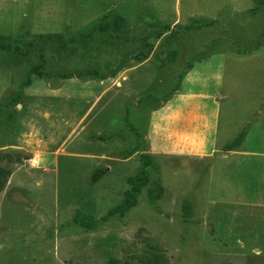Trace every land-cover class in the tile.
<instances>
[{
  "label": "rangeland",
  "instance_id": "374dc122",
  "mask_svg": "<svg viewBox=\"0 0 264 264\" xmlns=\"http://www.w3.org/2000/svg\"><path fill=\"white\" fill-rule=\"evenodd\" d=\"M258 3L0 0V35L11 37L5 42L14 44L24 34L22 47L23 41L36 43L26 56L15 57L17 63L10 52H0V156L12 168L0 191V264H135L153 253L162 264H264V157L152 154L142 138L152 124L149 109L194 63L192 77H208L206 91L216 87L211 78L216 73L227 91L219 117L222 136L235 130L232 139L246 128L238 124L248 103L258 102L260 117L264 114V4L258 8ZM106 11L124 17L118 38H97L86 47L77 38L69 40L97 25ZM202 19L212 23L198 25ZM164 25L170 30L156 38ZM41 33L52 36L40 38ZM39 47L49 77L30 74L41 61ZM147 52L151 62L140 70L147 74V86L139 116L119 97L99 113L102 102L90 109L82 126L78 120L87 102L76 83L86 89L84 78L68 81V92L47 86L62 79L58 73L120 72ZM27 76L31 83L25 86ZM192 88L203 90L200 82ZM34 130L37 137L28 134ZM93 134L113 136L100 140ZM25 142L31 143L27 150L20 147ZM252 144L264 148L259 141L246 143ZM134 147L143 151L123 158ZM141 153L153 155V162L137 204L104 220L124 199L127 178L142 165ZM98 168L104 173L92 182ZM149 189L158 196L150 197ZM76 211L96 226H81Z\"/></svg>",
  "mask_w": 264,
  "mask_h": 264
},
{
  "label": "crops",
  "instance_id": "0c3cea01",
  "mask_svg": "<svg viewBox=\"0 0 264 264\" xmlns=\"http://www.w3.org/2000/svg\"><path fill=\"white\" fill-rule=\"evenodd\" d=\"M174 22H172V24ZM150 59L151 57L147 56L144 59L141 58L140 60H136V63L125 67L120 72L112 71L111 73L103 74L104 78H84L81 84V86L86 87L84 90L78 88L80 83H76L77 90L82 91L87 102V109L78 120V124L83 123L82 120L90 109H95L102 102L97 110V113H99L119 97L123 98V107L133 105L135 114L139 116L142 108L141 93L147 86V74L140 70L144 68L148 62H151ZM194 64L179 78L177 82L178 85L168 94L166 97L167 100L166 98L164 100L161 99L157 106L149 109V116L151 117L150 121L152 124L149 130H146L142 134V138L149 144L148 152L178 157L188 156L198 160L215 157L221 158L222 160L231 157H238L240 159L247 156L264 157V148L257 149L254 148L253 144L249 146L246 145V143L251 140L264 143V119L260 129L258 124L260 118L262 116L264 117V114L260 117L259 114H262V111L259 109L258 102L248 103L240 114L238 125H247L242 142L233 150H225V144L231 140L232 133L235 131L232 130L230 134H225L224 136L219 132L221 103L228 98L227 91L224 92L221 90L222 88H220L219 73L211 77L217 79L216 87L210 91H206L205 88L207 86L208 77L200 79L192 77L195 72L194 68L197 66H194ZM76 78L80 77L73 76L62 78L54 84L49 82L47 86L50 91L64 88V91L68 92V89H66L67 87L64 86L68 81L78 82ZM197 82L202 84L203 90L202 88L198 91L193 90L192 87ZM105 96H108V98L104 100ZM20 105L22 108V104ZM236 105L239 107L237 102ZM232 106L231 103V107ZM254 111L256 112L255 118L254 120L249 119L248 123V118H250ZM125 113L129 115L128 108H125ZM49 115L48 113L46 116L48 117ZM130 125L131 124H128V126ZM131 127L130 130H137L135 126L131 125ZM28 134L37 137L36 131L33 133L29 132ZM37 141V145L48 149L47 144L42 143L41 139H37L36 142ZM24 144V146L20 147L26 149L30 147L31 143L25 142ZM134 148L139 149L137 147ZM142 151L143 150H136L134 154ZM132 156L134 155L131 154L128 158ZM257 250L259 249H255V251Z\"/></svg>",
  "mask_w": 264,
  "mask_h": 264
},
{
  "label": "trees",
  "instance_id": "16d2710c",
  "mask_svg": "<svg viewBox=\"0 0 264 264\" xmlns=\"http://www.w3.org/2000/svg\"><path fill=\"white\" fill-rule=\"evenodd\" d=\"M259 1V6H262L264 4V0H257ZM257 9V7H256ZM255 10V9H254ZM124 22L123 16H121L118 13H114L111 11H108L105 13L102 18L100 19L99 23L92 27L91 29L85 31V32H80L77 34V37L75 36H70L69 40L74 41L78 40V42L81 43L82 46L86 47L90 45V41L95 40L97 38H104V37H110L111 39H116L119 36V33L121 31V26ZM198 25H208L211 24L212 21L209 20H197ZM164 28H162L161 31L155 34L156 38H160L162 34L168 30H170V26L164 25ZM190 27H186L188 29ZM52 35L50 34H39L38 37L40 38H50ZM59 37V35H55ZM24 37V34L19 35V38L16 39L14 44L12 42H5V40H9L11 37L9 35H0V52L2 50H6L7 52H10L13 55V62L17 63L20 62V59H16L15 57H19L18 55L21 56H26V54L34 47H36V43L34 41H23V46L22 44V38ZM150 48L152 47V44H149ZM63 48V47H62ZM39 57L41 59L40 62L34 63L31 68L30 74L35 73L38 77H43V76H50L49 72H44L43 71V66L45 64V55L43 53V50L41 47H39ZM144 57L141 58H146L149 54L143 53ZM5 62H9L8 59L5 60ZM58 75L61 78H69L73 76L77 77H82V78H90V77H100L104 78L103 74H100L97 70H91L88 69L86 71H78L76 73L73 72H67V73H58ZM31 83V78L27 76V78L24 81V85H29ZM132 128V127H131ZM245 135V128L241 129L238 134L234 138H232L230 141H228L224 148L225 150H233L236 148L241 142L242 139ZM113 134L110 135H103V134H93L92 137L100 140H105L108 138H112ZM137 149L133 148L127 156H124L123 158H128L131 154H133ZM153 155L150 153H141L140 157L142 160V165L139 167L138 171L134 174L131 175L127 178V182L129 184V188L125 191L124 194V199L122 202L117 205L116 207L110 209V211L104 215L102 218L104 220L108 219L112 215L118 213L120 216L125 215L133 206L137 204L138 196L140 195L142 188L147 185L149 182V172H148V166L153 162ZM2 157L0 156V191L4 189L6 186L8 179L12 173V168L9 165L3 164L2 163ZM104 173V170L101 168L95 169V171L92 174V182L98 180L100 176ZM157 182V181H156ZM161 191V190H160ZM148 194L150 197L158 196L157 193H154L152 189L148 190ZM76 219L78 223L86 228H94L96 226V221H90L85 218V216L79 212L76 211ZM160 258L157 254L153 253L151 256H147L145 258V261L143 263H135V264H162L159 262ZM122 264H131L129 262H124Z\"/></svg>",
  "mask_w": 264,
  "mask_h": 264
}]
</instances>
